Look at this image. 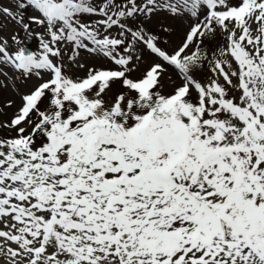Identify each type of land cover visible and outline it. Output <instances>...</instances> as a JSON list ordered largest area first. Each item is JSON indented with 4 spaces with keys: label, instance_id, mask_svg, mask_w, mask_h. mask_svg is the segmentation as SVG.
Instances as JSON below:
<instances>
[{
    "label": "snow or ice",
    "instance_id": "obj_1",
    "mask_svg": "<svg viewBox=\"0 0 264 264\" xmlns=\"http://www.w3.org/2000/svg\"><path fill=\"white\" fill-rule=\"evenodd\" d=\"M0 264H264V0H0Z\"/></svg>",
    "mask_w": 264,
    "mask_h": 264
},
{
    "label": "rangeland",
    "instance_id": "obj_2",
    "mask_svg": "<svg viewBox=\"0 0 264 264\" xmlns=\"http://www.w3.org/2000/svg\"><path fill=\"white\" fill-rule=\"evenodd\" d=\"M155 25V21L153 22V25H150V27H154ZM14 27L12 25H9V31L11 30V28ZM35 28V26H33ZM37 31H39V29H36ZM178 32H179V27H178ZM5 35H8V31H6L4 33ZM24 34L21 33V38H23ZM173 40L176 39V37H172ZM11 43V42H10ZM30 50H36L38 48V43L35 39H32L30 41H27V43L25 44ZM87 63H93L94 61H86ZM72 75H83V72H73L71 73ZM30 83V82H29ZM20 90L21 91H24L25 90V87L24 86H21L20 87ZM17 99V97L13 96L12 93L8 90V89H4L3 90V94H2V99L4 100H7V99ZM17 103H18V99H17ZM9 111V114L11 113V109L8 110Z\"/></svg>",
    "mask_w": 264,
    "mask_h": 264
}]
</instances>
